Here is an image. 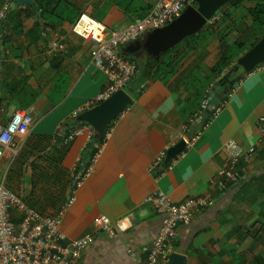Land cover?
I'll return each instance as SVG.
<instances>
[{
  "label": "crops",
  "instance_id": "obj_1",
  "mask_svg": "<svg viewBox=\"0 0 264 264\" xmlns=\"http://www.w3.org/2000/svg\"><path fill=\"white\" fill-rule=\"evenodd\" d=\"M11 1L0 0V8L9 2L0 37V114L5 121L16 109L28 108L34 124L13 159L19 167L7 188L44 214L63 209L60 225L66 239L91 235L79 264H144L160 227L146 195L159 188L179 202L210 193L211 204L178 225L174 251L184 255L185 264H258V253L264 251L259 249L264 243V67L232 73L233 81L242 79L239 89L200 130L202 101L211 93L221 97L228 86L220 78L230 67L218 75L211 72L221 43L220 31L214 30L179 59L172 75L161 73L136 84L131 80L130 105L98 144L93 129L75 119L77 108L107 83L92 63L94 43L74 34L69 22L55 30L36 28L41 20L35 1L13 7ZM69 2L79 16L115 27L138 18L137 13L148 11L156 0ZM260 2L244 0L239 9L248 12ZM76 130L80 133L65 142ZM182 132L184 137L197 133L194 146L175 164L163 165V157L156 171L164 174L155 180L150 165L182 139ZM230 138L255 152L238 164V182L219 192L211 189L209 180L224 165L222 147ZM10 152L4 149L1 167ZM89 165L91 173L76 186V177ZM99 215L113 226L118 222L113 235L93 227Z\"/></svg>",
  "mask_w": 264,
  "mask_h": 264
},
{
  "label": "built area",
  "instance_id": "obj_2",
  "mask_svg": "<svg viewBox=\"0 0 264 264\" xmlns=\"http://www.w3.org/2000/svg\"><path fill=\"white\" fill-rule=\"evenodd\" d=\"M187 6H195V0H156L143 17L115 27H107L86 16H79L72 24L71 30L74 34L94 43L92 63L105 76L107 83L103 90L78 107L77 112L98 104L119 89H125L139 72L138 64L132 58L121 54L120 47L124 43L139 40L145 33L166 25L179 16ZM8 9L9 2L0 8V37ZM215 19L216 13L208 21L213 22L212 20ZM51 46L55 47L56 43L52 42ZM263 67L264 62L251 71ZM241 81L242 79L234 81L229 89L226 88L220 100L208 114L204 110L210 97L202 101L201 110L197 115L200 130H205L219 116L232 93L239 89ZM33 124V114L28 108L16 109L5 121L0 114V161L4 149L11 150L8 162L0 166V264H79L84 249L92 239L91 235L85 234L75 239H66L59 230L63 209L55 214L41 213L28 206L7 188L6 178L10 165L25 143ZM78 133L80 130L71 131L64 141H68L71 136ZM108 134L106 130L102 142ZM196 137L195 132L186 137L183 136V132L179 134V138L185 141V145L170 163L175 164L178 159L184 157L186 152L194 146ZM222 149L225 154L224 165L219 167L215 177L209 180L211 189L219 192L238 182V164L249 161L255 152L253 147L243 148L232 138L224 142ZM164 155L165 152H161L149 167L152 172H155V180L164 174L163 171H156ZM91 169L89 165L78 174L75 179L76 186L89 176ZM212 198L210 193H206L173 202L161 189L151 190L146 195L145 201L159 215L160 227L150 243L144 264H170V253L174 251L172 239L176 235L178 225L189 222L199 211L211 204ZM72 199L70 198L68 203ZM92 224L94 228L108 235H113L114 227L119 226L118 222L113 226L105 215L95 217Z\"/></svg>",
  "mask_w": 264,
  "mask_h": 264
},
{
  "label": "water",
  "instance_id": "obj_3",
  "mask_svg": "<svg viewBox=\"0 0 264 264\" xmlns=\"http://www.w3.org/2000/svg\"><path fill=\"white\" fill-rule=\"evenodd\" d=\"M229 1L231 0H195V6H187L179 16L166 25L145 33L139 40L124 43L120 47V52L123 56L130 58L148 57L158 61L167 50L173 48L188 36L199 32L207 24V21ZM24 3L32 4V0H12L10 6ZM263 62L264 34L251 48L236 59L228 71L221 76L220 81L223 83L222 85L227 83V89H229L234 83L231 79L232 73L238 72L239 69H242L243 72H250ZM138 75L139 72L136 78ZM133 90L128 84L125 89H119L107 99L79 112L75 119L88 124L94 131L93 137L99 140L112 121L130 105L132 101L130 93ZM219 100V95L211 93L204 112L209 113ZM184 145L185 141L180 139L169 147L165 151L162 164L167 165L183 149ZM170 264H185L184 255L180 252H171Z\"/></svg>",
  "mask_w": 264,
  "mask_h": 264
},
{
  "label": "trees",
  "instance_id": "obj_4",
  "mask_svg": "<svg viewBox=\"0 0 264 264\" xmlns=\"http://www.w3.org/2000/svg\"><path fill=\"white\" fill-rule=\"evenodd\" d=\"M34 1L38 6L39 20H41V22L37 21L35 24V27L38 29L39 26L42 25L43 27H49L50 29L55 30L57 27L56 25H59L62 22L73 24L79 17V12L69 0ZM236 1L239 0H231L228 3H234ZM260 1V3L248 9V13L251 16V23L247 25L231 42L224 43V41L221 40L218 59L211 68L213 75H218L224 69L231 67V63L235 62L241 54L251 48L264 34V0ZM148 11L147 8L143 9V11L137 13V17H143ZM213 31L214 27L206 24L199 32L188 36L179 44L167 50L165 54L169 56L166 59L161 58L158 61H154L148 57L132 58L138 64L137 66L139 69V76L136 79L133 78L132 81L136 84L157 77L161 73L165 74L167 77L172 75L176 70L179 59L192 49L197 40L201 37L211 35ZM202 32L205 33L202 34ZM178 46L179 48H177ZM174 52L177 53V55L173 56ZM103 136L104 134L99 140H97L98 144L102 142Z\"/></svg>",
  "mask_w": 264,
  "mask_h": 264
},
{
  "label": "rangeland",
  "instance_id": "obj_5",
  "mask_svg": "<svg viewBox=\"0 0 264 264\" xmlns=\"http://www.w3.org/2000/svg\"><path fill=\"white\" fill-rule=\"evenodd\" d=\"M244 0H239L234 3H227L221 9L216 12V19L212 20L213 22L209 23L214 30L220 31L221 40L224 43H229L249 24L251 16L244 9H239V5ZM236 4V6H235ZM239 9V10H238ZM244 12V15H241ZM205 32H202V34ZM179 48V46L177 47ZM169 55H163L161 58L166 59ZM235 73V72H234ZM18 161H13L10 165L9 172L7 174L6 183L8 182L11 174H15L16 169L18 168ZM61 224V223H60ZM59 224V230H61V225ZM264 249V243L259 245ZM248 259L251 257L249 255H244ZM258 264H264V251L261 250L257 256Z\"/></svg>",
  "mask_w": 264,
  "mask_h": 264
}]
</instances>
